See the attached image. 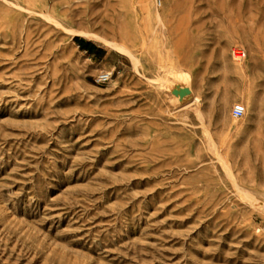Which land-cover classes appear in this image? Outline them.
<instances>
[{
	"label": "rangeland",
	"instance_id": "374dc122",
	"mask_svg": "<svg viewBox=\"0 0 264 264\" xmlns=\"http://www.w3.org/2000/svg\"><path fill=\"white\" fill-rule=\"evenodd\" d=\"M0 264H264V0H0Z\"/></svg>",
	"mask_w": 264,
	"mask_h": 264
},
{
	"label": "bare ground",
	"instance_id": "6f19581e",
	"mask_svg": "<svg viewBox=\"0 0 264 264\" xmlns=\"http://www.w3.org/2000/svg\"><path fill=\"white\" fill-rule=\"evenodd\" d=\"M85 34H87V33H85ZM105 42L108 44V45H110V46H112L113 48H115L118 52H121V53H123V54H126V55H128V56H130L132 59H133V61L135 62V64L137 63H139V62H137V57L134 55V53L132 52V50H130L126 45H124V44H122V45H118V44H114V43H112L111 41H108V40H105ZM182 78V77H181ZM180 78V79H181ZM189 78V77H188ZM187 78V79H188ZM178 79V78H177ZM178 82H180V87H178V89H176L177 91H179V88H189V85L186 83V80H179ZM174 84V83H173ZM177 85H178V83H177ZM167 87V86H166ZM167 88H169V87H167ZM191 90V89H190ZM192 93V92H191ZM191 93L190 94H188L187 95V97L188 96H191ZM177 96L178 95H175V97L177 98ZM182 97V96H181ZM173 99H174V97H173Z\"/></svg>",
	"mask_w": 264,
	"mask_h": 264
},
{
	"label": "trees",
	"instance_id": "16d2710c",
	"mask_svg": "<svg viewBox=\"0 0 264 264\" xmlns=\"http://www.w3.org/2000/svg\"><path fill=\"white\" fill-rule=\"evenodd\" d=\"M75 42L78 44L81 50H84L91 55H97L98 57H100L103 52V49L98 47L95 43L79 36L75 37Z\"/></svg>",
	"mask_w": 264,
	"mask_h": 264
},
{
	"label": "built area",
	"instance_id": "2783aa9c",
	"mask_svg": "<svg viewBox=\"0 0 264 264\" xmlns=\"http://www.w3.org/2000/svg\"><path fill=\"white\" fill-rule=\"evenodd\" d=\"M111 74L109 72H101L98 75V82H107L110 79ZM245 113V106L243 104H238L234 108L233 115L235 117H240Z\"/></svg>",
	"mask_w": 264,
	"mask_h": 264
},
{
	"label": "crops",
	"instance_id": "0c3cea01",
	"mask_svg": "<svg viewBox=\"0 0 264 264\" xmlns=\"http://www.w3.org/2000/svg\"><path fill=\"white\" fill-rule=\"evenodd\" d=\"M87 40V39H86ZM88 41H90V40H88Z\"/></svg>",
	"mask_w": 264,
	"mask_h": 264
}]
</instances>
